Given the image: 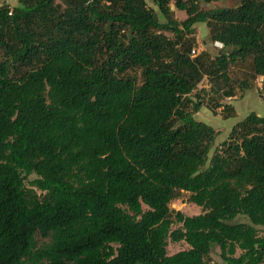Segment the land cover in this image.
Returning <instances> with one entry per match:
<instances>
[{
	"label": "trees",
	"instance_id": "obj_1",
	"mask_svg": "<svg viewBox=\"0 0 264 264\" xmlns=\"http://www.w3.org/2000/svg\"><path fill=\"white\" fill-rule=\"evenodd\" d=\"M151 2H0V264H264V117L209 157L190 98L204 77L232 98L237 61L264 79V0ZM180 191L201 213H171Z\"/></svg>",
	"mask_w": 264,
	"mask_h": 264
},
{
	"label": "rangeland",
	"instance_id": "obj_2",
	"mask_svg": "<svg viewBox=\"0 0 264 264\" xmlns=\"http://www.w3.org/2000/svg\"><path fill=\"white\" fill-rule=\"evenodd\" d=\"M148 6H152L151 0H146ZM199 2L200 9L208 10L220 7H237L239 5V0H218L211 3H204L202 0H197ZM0 2H7L10 6H13L16 0H0ZM174 17L176 20L180 21L186 18V14L181 11L174 9ZM202 23H197L194 32L196 38V47L199 51H206L211 57L216 55V52L221 48L212 44L209 35L206 33L205 26ZM207 27V26H206ZM215 45V46H214ZM229 77L232 81L231 86L234 87L235 95L228 99L224 97V92L227 87L222 88L217 92V87L211 86L207 77L199 83L196 90H194L190 96L193 103L199 101L200 108L198 111H194L192 105L191 111H193L194 116L197 120L202 121L217 131V136L210 150L209 157L213 154L214 149L229 136L232 127L236 122L242 120L250 113H255L259 116L264 117V86L260 89L257 88V79L259 76L252 77V71L250 69V60L237 61L232 63L228 69ZM259 77V78H258ZM249 88L246 91L241 89V85L246 82ZM264 85V84H263ZM250 92L251 96L246 104L242 107H238L236 111H233L232 117L225 118L227 115L226 110L221 107L234 105L235 102H239L246 93ZM233 100V101H232ZM216 105H220V108H215ZM189 193L180 191L176 197L169 204L171 213L180 212L185 216H194L201 213V208L190 202ZM178 225H173L172 228H176ZM36 241L38 246H42L44 243L48 242V239H43L39 234L36 235ZM188 245L184 242H173L170 239L167 240L166 251L168 255L175 254L179 251L188 249ZM211 263L220 262L219 248L214 247L208 259Z\"/></svg>",
	"mask_w": 264,
	"mask_h": 264
},
{
	"label": "crops",
	"instance_id": "obj_3",
	"mask_svg": "<svg viewBox=\"0 0 264 264\" xmlns=\"http://www.w3.org/2000/svg\"><path fill=\"white\" fill-rule=\"evenodd\" d=\"M202 26H205V24H203ZM195 28H197V26L195 25L194 26ZM206 28V27H205ZM207 31V29H206ZM207 33V32H206ZM250 95V92L246 93V95L239 101V102H235L233 107H234V110L236 111L238 107H242L244 104H246L247 100L252 96H249ZM241 121V120H240ZM239 122V121H238ZM237 123V122H236ZM235 123V124H236Z\"/></svg>",
	"mask_w": 264,
	"mask_h": 264
},
{
	"label": "built area",
	"instance_id": "obj_4",
	"mask_svg": "<svg viewBox=\"0 0 264 264\" xmlns=\"http://www.w3.org/2000/svg\"><path fill=\"white\" fill-rule=\"evenodd\" d=\"M215 45H217V46H222L221 44H219V43H215ZM199 52V49L197 48V47H195V48H193L192 49V51H191V55L193 56V55H195V54H197ZM260 77V76H259ZM258 77V78H259ZM263 77L261 76L259 79H257V88H260L261 89V87H262V84H263ZM228 99H231V98H228Z\"/></svg>",
	"mask_w": 264,
	"mask_h": 264
},
{
	"label": "bare ground",
	"instance_id": "obj_5",
	"mask_svg": "<svg viewBox=\"0 0 264 264\" xmlns=\"http://www.w3.org/2000/svg\"><path fill=\"white\" fill-rule=\"evenodd\" d=\"M233 101V100H232Z\"/></svg>",
	"mask_w": 264,
	"mask_h": 264
}]
</instances>
